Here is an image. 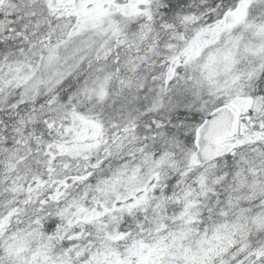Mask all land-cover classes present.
Masks as SVG:
<instances>
[{"label": "snow or ice", "instance_id": "1", "mask_svg": "<svg viewBox=\"0 0 264 264\" xmlns=\"http://www.w3.org/2000/svg\"><path fill=\"white\" fill-rule=\"evenodd\" d=\"M0 264H264V0H0Z\"/></svg>", "mask_w": 264, "mask_h": 264}]
</instances>
